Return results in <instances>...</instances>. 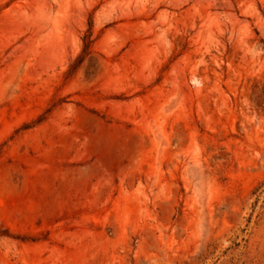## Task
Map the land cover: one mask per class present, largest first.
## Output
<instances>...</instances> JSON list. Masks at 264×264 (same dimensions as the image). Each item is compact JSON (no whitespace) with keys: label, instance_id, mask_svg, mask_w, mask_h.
Segmentation results:
<instances>
[{"label":"rangeland","instance_id":"rangeland-1","mask_svg":"<svg viewBox=\"0 0 264 264\" xmlns=\"http://www.w3.org/2000/svg\"><path fill=\"white\" fill-rule=\"evenodd\" d=\"M0 264H264V0H0Z\"/></svg>","mask_w":264,"mask_h":264}]
</instances>
